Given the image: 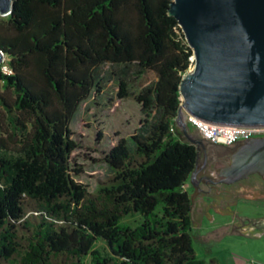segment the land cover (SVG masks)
I'll return each mask as SVG.
<instances>
[{
  "label": "trees",
  "instance_id": "trees-1",
  "mask_svg": "<svg viewBox=\"0 0 264 264\" xmlns=\"http://www.w3.org/2000/svg\"><path fill=\"white\" fill-rule=\"evenodd\" d=\"M171 0H13L0 16V264H217L198 258L186 185L197 148L171 133L192 50ZM133 64L155 80L119 99L143 114L140 132L104 155L111 176L91 193L71 172L69 124L98 68ZM12 94L13 100L8 96ZM139 214L135 227L122 224ZM105 241L108 252L96 248Z\"/></svg>",
  "mask_w": 264,
  "mask_h": 264
},
{
  "label": "water",
  "instance_id": "water-1",
  "mask_svg": "<svg viewBox=\"0 0 264 264\" xmlns=\"http://www.w3.org/2000/svg\"><path fill=\"white\" fill-rule=\"evenodd\" d=\"M12 2L0 0L1 17ZM168 15L194 57L180 82L176 125L187 135L189 114L213 124L264 127V0H171ZM4 56L0 50V63ZM197 163L198 155L193 187ZM253 174L264 175V138L243 140L211 182L232 184Z\"/></svg>",
  "mask_w": 264,
  "mask_h": 264
},
{
  "label": "rangeland",
  "instance_id": "rangeland-1",
  "mask_svg": "<svg viewBox=\"0 0 264 264\" xmlns=\"http://www.w3.org/2000/svg\"><path fill=\"white\" fill-rule=\"evenodd\" d=\"M181 34L183 35L182 31ZM183 41L186 43L184 35ZM7 61L8 57L5 55L4 62ZM122 70L124 66L110 64L98 68L101 88L92 90L88 99L79 105L69 124L71 139L75 144L69 159L70 167L79 170V173L71 172V175L91 193L96 191L100 182L111 176L103 159L105 153L120 138L129 141L131 136L140 132L143 119L140 106L132 97L119 99L116 96L118 79L124 76L128 80L129 90L138 93L143 85L151 83L155 78L153 73L141 75L133 64L125 69L124 75ZM8 95L13 100L12 94ZM1 120L4 118L0 117ZM191 136L193 139L199 138L195 130L191 131ZM201 162L200 154L199 163ZM216 166L222 168L226 163H218ZM251 177L233 185L218 187H232L229 191H235L241 184L247 186L246 181ZM189 190L192 192L193 189ZM225 198L216 197L210 203L211 207L200 197L193 199L191 235L196 256L207 261L213 259L217 264H264V197H258L251 189L242 191L239 198L230 205H227ZM224 207L227 208L223 214L215 212L214 208ZM141 221V215L135 214L126 215L121 223L135 227ZM219 222H227V226L219 227ZM96 248L103 253L109 251L105 241L101 239L96 243ZM85 262L91 264L90 258L87 257Z\"/></svg>",
  "mask_w": 264,
  "mask_h": 264
},
{
  "label": "flooded vegetation",
  "instance_id": "flooded-vegetation-1",
  "mask_svg": "<svg viewBox=\"0 0 264 264\" xmlns=\"http://www.w3.org/2000/svg\"><path fill=\"white\" fill-rule=\"evenodd\" d=\"M253 138H264L263 136H256ZM240 142L236 143L231 147L221 148L219 146L207 145L205 150L202 153L203 163H199V154H198V163H197V176L199 183L201 185L200 196L204 198V202L207 204L212 203L213 199L216 197H224V193H221L220 190L216 189L217 185H212L209 182L214 180V172L219 167L216 166L218 163H227L228 156L234 152V150L239 146ZM250 177V176H249ZM254 182L246 181L247 186L241 184L237 187L234 192L238 195L242 194V191L253 190L258 197H264V175L254 174L252 175ZM247 179V178H246ZM244 180V179H243ZM241 181V180H240ZM239 182V181H238ZM237 182V183H238ZM235 184V183H234ZM192 200V199H191Z\"/></svg>",
  "mask_w": 264,
  "mask_h": 264
},
{
  "label": "built area",
  "instance_id": "built-area-1",
  "mask_svg": "<svg viewBox=\"0 0 264 264\" xmlns=\"http://www.w3.org/2000/svg\"><path fill=\"white\" fill-rule=\"evenodd\" d=\"M190 66L189 70L191 71L194 65V57L189 58ZM0 71L6 75L12 73L7 62L0 63ZM187 71V72H188ZM184 121L187 125L192 126L201 136V138L212 145L231 147L236 143L253 138L256 136L264 135V127H237L229 125H219L213 124L206 121H203L195 116L185 114ZM176 118L174 124L170 127V132L174 133L176 129ZM182 188L185 190L186 185H183ZM255 264V263H249Z\"/></svg>",
  "mask_w": 264,
  "mask_h": 264
},
{
  "label": "crops",
  "instance_id": "crops-1",
  "mask_svg": "<svg viewBox=\"0 0 264 264\" xmlns=\"http://www.w3.org/2000/svg\"><path fill=\"white\" fill-rule=\"evenodd\" d=\"M154 80H155V78H154ZM144 86V85H143ZM192 130H195L192 126H190V125H187V135H185L184 133H183V131L178 127V126H176V129H175V131L176 132H178V133H180V135L186 140V141H188L189 143H191L190 142V140L189 139H193L192 138V136H191V131ZM196 131V130H195ZM197 132V131H196ZM198 133V132H197ZM198 135H199V133H198ZM193 140H195V141H200L201 142V144H194L195 146H196V148H197V152H198V154H199V156H200V154L202 155V153H203V151L205 150V146H206V144L207 145H212V144H210L209 142H207V141H205V140H203L202 138H201V136L199 135V138L198 139H193ZM213 146H217V145H213ZM219 147H222V148H226V147H223V146H219ZM228 148V147H227ZM233 153V152H232ZM231 153V154H232ZM230 154V155H231ZM229 155V156H230ZM228 156V157H229ZM200 158V157H199ZM201 163H203V158H202V162ZM218 169H220V168H218ZM218 169H216V170H218ZM198 172V171H197ZM254 175V174H253ZM250 176H252V175H250ZM249 177V176H248ZM247 177V178H248ZM199 178H198V176L196 175V180H198ZM246 179V178H245ZM215 180V179H214ZM243 180V179H242ZM213 181V180H212ZM251 182H254L255 180H254V178L253 177H251V180H250ZM238 182V181H237ZM237 182H234V183H237ZM199 183H202V182H200V180H198V183H197V186L196 187H193L192 185H191V183H190V178L188 179V181H187V183H186V190H188V192H189V194H190V197H191V199H192V201H193V199L194 198H198V197H200V199H203L204 200V198L202 197V196H200V192H201V185L199 184ZM210 184H212V185H217L216 186V189L217 190H222V193H224V198L227 200L226 202H227V205H230L232 202H234L236 199H238L239 198V196L240 195H238L236 192H234V191H229V188H232V187H228V188H226V189H222V188H219L218 187V185H233L234 183H232V184H224V183H212L211 181L209 182ZM236 186V185H235ZM189 189H193L192 190V192H190V190ZM235 190V189H234ZM206 203V202H205ZM207 204V203H206ZM226 205V206H227ZM208 206L209 207H211L210 205H209V203H208ZM227 207H224V208H222V209H216V208H214L215 209V212L216 213H219V215H221V214H223L224 212H225V210L224 209H226ZM212 221H216V219H212ZM221 225L219 226V227H223V226H227V222H223V223H221V222H219Z\"/></svg>",
  "mask_w": 264,
  "mask_h": 264
}]
</instances>
